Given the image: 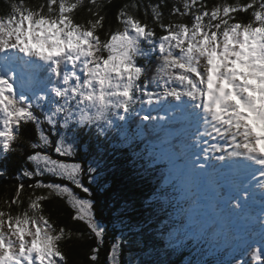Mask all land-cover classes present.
Returning <instances> with one entry per match:
<instances>
[{"label":"snow or ice","instance_id":"6c2138e0","mask_svg":"<svg viewBox=\"0 0 264 264\" xmlns=\"http://www.w3.org/2000/svg\"><path fill=\"white\" fill-rule=\"evenodd\" d=\"M107 2L111 4V0ZM162 4L163 0L125 4L115 16L119 27L113 30L109 26L106 31L105 0L11 3L8 12L0 16V150L15 151L21 127L31 124L38 140L30 144L34 154H29L27 161L34 171L26 169L23 176L31 180L48 174L90 194L82 181V164L62 162L47 149L71 157L80 130L94 128L97 136L107 138L114 120L125 121L139 114L138 104L175 101L174 107L186 113L184 118L195 129L187 147L201 149L204 161L240 159L258 166L244 185L247 191L229 205L239 212L241 202H247L249 193L254 192L252 181L264 190V0L244 4L223 0L211 6L207 0H181L179 5L173 4L167 23ZM86 5L88 18L78 22L76 10ZM129 9L137 13L142 9L144 19ZM239 13L250 18L244 22L237 18ZM101 32H105L104 38ZM152 53H157L158 63L149 78L137 58L147 59ZM42 71L47 76L39 80ZM25 77L29 84L41 85L40 94L25 95ZM150 86L158 90H150ZM49 94L54 99L49 101ZM46 101L50 107L44 110ZM52 136L57 139L53 141ZM192 155L195 158L187 176L190 183L194 173L209 174L200 154ZM87 171L91 176L94 169L89 166ZM24 188L18 184L0 208V264H68L62 244L71 241L74 233L57 227L45 214L44 202L53 196L67 197L70 220L83 222L97 245L103 244L104 229L94 218L90 199L78 198L60 183L35 182L28 185L33 194L24 205ZM37 190L48 194H35ZM260 224L264 227V213ZM98 246L91 250L92 264L99 259ZM120 254L121 242L112 243L110 264H120ZM251 260L264 264V243L258 251H251Z\"/></svg>","mask_w":264,"mask_h":264},{"label":"trees","instance_id":"16d2710c","mask_svg":"<svg viewBox=\"0 0 264 264\" xmlns=\"http://www.w3.org/2000/svg\"><path fill=\"white\" fill-rule=\"evenodd\" d=\"M13 2L15 0H0V16L8 12L9 5ZM23 2L35 5L42 0H23ZM180 2L181 0H163L161 11L164 14L165 23L170 18L169 13L173 4L179 5ZM217 2H223V0H207L209 6ZM227 2L231 4L236 0H227ZM239 2L244 4L248 0H239ZM149 3L158 4L161 0H111V4L105 0L104 12L107 17L104 24L105 30L107 31L109 26L113 30L119 27L115 16L121 6L148 5ZM129 10L144 19L142 9L138 13L133 9ZM75 17L78 22L86 20L87 5L77 9ZM237 18L247 22L250 17L248 14L239 13ZM171 19L180 22L188 20L184 18L181 21L179 17H171ZM159 34L157 29V35ZM104 35L105 32L100 33L101 38H104ZM156 56L157 54L154 53L149 60L152 58L151 60H154L157 65ZM142 60L145 58L138 59L142 63L140 66L146 67L150 78L156 65L148 67V58L146 63ZM160 114V111H153L149 117L154 116L157 119L144 121L140 118L142 113L138 115L134 113L126 119L125 127H118L116 131L109 130L106 133L107 138L97 136L94 128L91 131L80 130L76 134V148L71 157H61L55 154L53 149H47V153L55 159L82 164L84 168L82 181L90 189V194L76 189L68 181L56 179L48 174L33 177L31 180L24 177V170L34 171L27 161V156L34 154L30 144L36 142L38 137L33 125L22 126L19 132L20 139L14 144L15 151L4 153L0 150V168L3 169V174L0 176V208L5 206V202L15 193L16 186L21 183L25 185L22 195L24 205L33 194L28 185L35 182L60 183L62 186H68L78 198L90 199L93 204L94 218L104 229L103 244L99 246L94 235L83 222L70 220L72 210L67 205V197L61 199L53 196L44 202L45 214L52 218L57 227L64 226L74 233L71 241L62 244L68 264H92L89 257L92 254V248L97 246L99 259L95 264H110L108 253L112 243L118 242V239L122 240L120 264H235L236 257L220 249L226 248L221 242L219 245L206 246L208 237L205 236L207 223L205 220L188 226L186 237L180 236L179 233L171 239L178 242L170 243V226L176 227L177 223L183 224V218L180 215H184V209L176 208L172 197L171 200L168 199L170 195L173 196L176 193V191L172 193L175 188L172 184L176 181V174H173L175 167H169L165 153V151L170 152L166 147L169 146L167 142L170 140H164L165 134L169 132H166L167 127L159 122ZM37 115L40 113L37 112ZM43 127L46 134H50L48 126ZM119 129L122 130L118 132ZM69 135H71L70 132ZM51 139L55 141L57 137L52 136ZM173 140L175 149L178 150L176 137H173ZM89 166L94 169L91 176L87 171ZM35 194L47 195L48 193L46 190H37ZM170 205L174 209H171ZM12 210L16 211L15 208ZM204 246L211 249L206 250Z\"/></svg>","mask_w":264,"mask_h":264},{"label":"rangeland","instance_id":"374dc122","mask_svg":"<svg viewBox=\"0 0 264 264\" xmlns=\"http://www.w3.org/2000/svg\"><path fill=\"white\" fill-rule=\"evenodd\" d=\"M144 47L145 48H147V46L146 45H144ZM154 53H152L151 55H153ZM155 54H157V53H155ZM150 55V56H151ZM149 56V57H150ZM149 57H148V62H147V59H145V60H142V62H144V63H146L147 62V66L149 67V65H156V62L154 61V60H149ZM141 58V57H140ZM140 58H137V64H138V66H140V64H142V63H140L139 61H138V59H140ZM151 68V67H150ZM25 79H27V77H25ZM39 80H43L42 78H39ZM28 82V81H27ZM36 84H38V85H40L38 82L36 83ZM37 92V94H40V92H39V90L38 91H36ZM52 99H54L53 97H51V95L49 94V96H48V100L50 101V100H52ZM177 103V102H176ZM163 104V102L162 103H160V104H152V105H140L139 106V108H137V111L138 110H140L141 108H143V110H146V109H149L150 108V110L151 109H154L155 107L156 108H158V107H161V105ZM143 106V107H142ZM50 107V104L46 101V102H44V110H47L48 108ZM185 115H186V113L184 112V111H181V110H178L177 111V118H179V119H182V117L184 118L185 117ZM164 117H165V114L163 115ZM185 119V118H184ZM185 120H187V119H185ZM125 121H119V120H114V125H113V128L112 129H114L115 131H116V129L118 128V127H125L126 125H127V123L125 124L124 123ZM193 125V124H192ZM120 130H122V129H119L118 130V132L120 131ZM124 141V140H123ZM165 151V150H164ZM165 153H166V155H167V158H169L170 157V153L169 152H166L165 151ZM174 158L173 157H170L169 159H168V162L170 163V165H174ZM229 162H231V161H225V163H227V164H229V167H223V175H222V178L224 177V176H230L234 171L236 172V170H237V168H236V165H239V166H243V165H247L248 163L247 162H244L243 160H240V159H236V160H234L233 161V163H229ZM66 163H70V162H66ZM221 163V165L223 164V162H220ZM175 164H176V162H175ZM230 164H232V165H230ZM219 166V165H218ZM177 172H178V174L180 175L181 174V169H182V165L181 164H178L177 166ZM190 170H187V169H183V173H182V175L183 176H185L188 172H189ZM238 172H236V174H237ZM3 174V169L2 168H0V176ZM195 174V173H194ZM210 174V179L212 180V175H211V172L209 173ZM184 183V181L183 180H181L180 181V183H179V185L180 184H183ZM198 189V190H197ZM197 189L195 188L194 189V192L195 193H199V195H203L202 197V202H200L199 200H198V202L197 201H195V200H192V199H190V201H189V203H188V206L185 208V206L184 205H182V204H180V205H178L177 207H179V209L182 207L184 210H183V212H184V215L182 214V215H180L182 218H183V224H179V223H177V225H176V227H173V225L172 226H170V231H169V239L171 240V239H173V237H175V235H178L179 233H180V236H185L186 237V235L188 234L187 233V227L189 226H191V225H193L194 223H196V222H198V221H202L203 219H205L207 216H209V215H206L205 214V209L203 208V205H204V203H209V204H212V203H214L215 201H216V199L217 198H215V197H213V198H211L210 200H206L207 199V197L209 196V194L212 192L211 190H207L206 189V186H203V185H199L198 187H197ZM177 190V189H176ZM262 191H264V190H261V189H259L258 191H257V193L256 194H262V195H264V193H261ZM177 193H178V191H177ZM217 195V194H216ZM175 196L177 197V194L175 193ZM171 197H172V199H173V196H171L170 195V197H168V199L169 200H171ZM197 198H198V196H197ZM181 202H183L184 203V201L182 200ZM168 203V202H167ZM192 203L194 204V206H191L192 205ZM184 206V207H183ZM214 208H211V213H212V210H213ZM177 210V209H176ZM208 214V213H207ZM169 215V214H168ZM203 215H205L204 217H203ZM214 219V218H213ZM97 222V221H96ZM97 224H98V222H97ZM100 227H101V225L100 224H98ZM102 228V227H101ZM215 230H219V228H215ZM193 240V239H192ZM122 241V240H121ZM121 241H119V239H118V242H121ZM197 241V240H196ZM176 242H178V240H176V241H174V240H171V242L170 243H176ZM204 249H206V250H209V249H211V248H206V247H203ZM170 251H172V250H170ZM229 253V252H228ZM184 255H185V253H184ZM187 256V255H186ZM178 257H180V256H178ZM188 257V256H187ZM188 258H190V257H188ZM216 261V260H215Z\"/></svg>","mask_w":264,"mask_h":264},{"label":"bare ground","instance_id":"6f19581e","mask_svg":"<svg viewBox=\"0 0 264 264\" xmlns=\"http://www.w3.org/2000/svg\"><path fill=\"white\" fill-rule=\"evenodd\" d=\"M165 108H166V110L165 111H167L169 108H168V102L166 101V104H165ZM167 114V113H166ZM129 118V117H128ZM127 118V119H128ZM126 123H127V120H126ZM195 129H194V127L192 128V129H186L185 130V132L187 133V134H190V133H192L193 131H194ZM173 135L172 134H165V141H167V140H169V139H173ZM174 151H175V161H176V156H177V151L174 149ZM175 161H174V164H175ZM71 216V215H70ZM223 217V214L221 213V218ZM89 240V239H88ZM205 247V246H204Z\"/></svg>","mask_w":264,"mask_h":264}]
</instances>
